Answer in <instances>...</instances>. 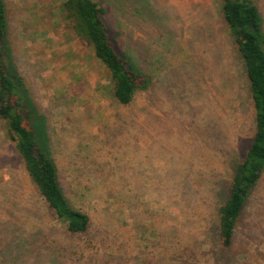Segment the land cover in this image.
<instances>
[{
	"label": "rangeland",
	"instance_id": "obj_1",
	"mask_svg": "<svg viewBox=\"0 0 264 264\" xmlns=\"http://www.w3.org/2000/svg\"><path fill=\"white\" fill-rule=\"evenodd\" d=\"M63 1L4 0L11 57L33 114L37 108L30 121L37 141L45 151L49 147L67 197L92 220L86 233L63 240L68 253L57 263L149 264L148 258L153 262L165 252L176 255V264H264V173L233 246L224 249L212 239L234 163L254 133L244 64L221 2L93 0L106 10L112 44L133 54L131 67L152 84L122 107L104 94L108 71L75 34ZM255 2L264 16V0ZM102 178L148 182L139 190L143 211L120 214L117 206V220L110 217L105 225L111 214L99 189L92 187L82 203L67 190L72 179L92 185ZM142 218L161 221L156 232ZM62 228L24 171L0 117V244L23 234L36 238L38 229L62 237ZM161 232L159 240L154 234Z\"/></svg>",
	"mask_w": 264,
	"mask_h": 264
},
{
	"label": "trees",
	"instance_id": "obj_2",
	"mask_svg": "<svg viewBox=\"0 0 264 264\" xmlns=\"http://www.w3.org/2000/svg\"><path fill=\"white\" fill-rule=\"evenodd\" d=\"M219 1L227 33L232 37L237 56L244 64L254 109V133L245 155L234 163L225 198L217 208L216 233L212 235L215 244L229 249L235 241L247 201L264 173V16L255 0ZM62 11L65 18L72 23L75 34L91 47L94 56L107 69L111 84L104 94L118 106H131L136 94L149 89L152 84L142 72L131 67L134 55L128 54L126 50L123 54L112 44L102 18L105 8L93 0H64ZM170 44L172 45V42ZM11 53L7 42L5 2L0 0V117L6 122L7 133L14 142L24 171L44 200L53 219L62 225L63 230L59 229L62 237L56 232L41 233L38 229L36 238L23 234L17 237V240H3L0 244L3 246V249H0V264H59L57 259L67 256L68 253L63 240L75 235L80 237L86 233L92 220L88 211L82 210L81 206H75L67 197L59 176V168L49 155V147L45 151V147L37 141L35 129L31 124L33 116L37 114V108L33 106V114L31 94L23 76L13 63ZM193 60L192 57L191 61ZM149 75L152 78L153 74ZM71 152L70 157L73 158L76 152ZM185 181L191 186L190 179ZM90 183L91 181L80 182L72 179L67 183V190L76 193V199L82 203V198L92 192V187L99 189V196H106V213L111 214L106 218L105 225H109L110 217L112 221L117 220V214L112 210L117 206L120 207L119 213L121 210H128L136 217V212L143 211L145 204L139 190L149 186L148 182L143 181L135 185L131 182L102 178L93 180L92 185ZM148 211L152 212L153 208ZM142 221L153 225L155 232L157 225L161 223L156 220L149 222L147 218H142ZM101 225L105 227L102 223ZM24 228L25 226L23 230ZM154 235L160 240L162 232L160 235ZM165 254H160L157 259L153 257V262L152 258H148L149 264H161L164 261L165 264L178 263L174 253Z\"/></svg>",
	"mask_w": 264,
	"mask_h": 264
}]
</instances>
